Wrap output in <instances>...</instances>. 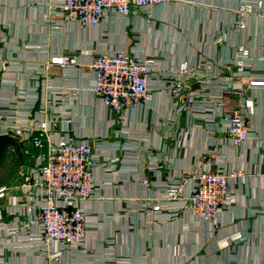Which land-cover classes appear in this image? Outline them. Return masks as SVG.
<instances>
[{"label":"crops","instance_id":"1","mask_svg":"<svg viewBox=\"0 0 264 264\" xmlns=\"http://www.w3.org/2000/svg\"><path fill=\"white\" fill-rule=\"evenodd\" d=\"M56 4L0 0V154L7 151L18 172L15 183L0 185L8 188L0 264H45L49 253L59 250L55 264H264V0H179L127 18L107 15L88 27L67 22L51 7ZM240 7L252 9L241 28L236 26ZM242 48L247 51L242 97L229 95L224 102L236 110L252 100L245 111L250 134L234 147L217 103L218 72ZM101 50L153 60L150 99L121 120L92 89L90 63ZM72 55L74 65L55 63ZM201 61L209 69L188 80L186 90L194 99L186 111L170 98L169 82L157 75ZM41 123L52 140L67 134L89 140L94 156L106 162L93 167L100 188L83 204L87 235L78 246L40 241L39 226L21 200L20 171L31 161L20 148L38 150L8 133ZM207 152L224 172L237 171L229 181L230 204L215 221H200L183 200L170 203L177 211L170 217L143 207L145 201L164 202L165 189L184 171L205 168L201 157ZM181 186L187 195L190 181Z\"/></svg>","mask_w":264,"mask_h":264},{"label":"built area","instance_id":"2","mask_svg":"<svg viewBox=\"0 0 264 264\" xmlns=\"http://www.w3.org/2000/svg\"><path fill=\"white\" fill-rule=\"evenodd\" d=\"M177 1L179 0H57V4L51 7H58L62 18L67 22L88 27L99 25L107 15L127 18L144 13L153 6ZM250 12L251 7L238 9L237 27H243L244 17ZM246 55L247 51L240 49L239 56L223 65L218 72L222 77V87L217 103L224 109L227 140L234 147L249 138L246 112L251 109L252 100L246 99L240 108L228 110L224 99L229 95L242 97L243 83L246 81V74L242 69ZM76 61L75 55L61 56L55 63L64 66L74 65ZM152 64V59L127 51H98L90 63L93 92L108 111L121 120L128 110L145 105L150 99L148 81L154 75ZM204 68L209 69L204 61L194 65L184 63L179 67H170L157 76L169 82L170 98L181 103L180 108L187 111L194 99L186 90L188 80ZM8 134L20 142L30 141L33 148L38 150L36 154H32L28 149L20 148L21 152L29 155L31 161L20 171V188L24 194L21 200L28 207L32 222L39 226L38 239L44 244L58 243L62 248L81 245L87 235V215L83 204L95 197L100 188L99 182L94 179L93 167H105L106 162H100L94 156V146L87 139L74 138L69 134L59 140L50 139L44 123L30 131H22L17 127ZM212 154L207 152L202 155L201 159L208 163L205 168L181 173L179 180L165 189L164 202L145 201L143 207L154 213L167 212L170 217L177 214V211L171 210L170 203L183 200L184 206L200 221H215L219 213L230 204L229 181L237 175V171L224 172L212 161ZM184 181L191 183L187 195L182 193L181 185ZM141 183L146 186L149 184L147 179L141 180ZM7 190L6 186H0V227L4 218L2 201L6 198ZM261 211L264 213V200ZM233 238L237 236L234 235ZM60 254L61 250L53 255L49 253L45 264H55L52 259L54 261Z\"/></svg>","mask_w":264,"mask_h":264},{"label":"rangeland","instance_id":"3","mask_svg":"<svg viewBox=\"0 0 264 264\" xmlns=\"http://www.w3.org/2000/svg\"><path fill=\"white\" fill-rule=\"evenodd\" d=\"M0 155V185L15 183L18 178V172L13 169V166H10L13 157L7 151Z\"/></svg>","mask_w":264,"mask_h":264}]
</instances>
